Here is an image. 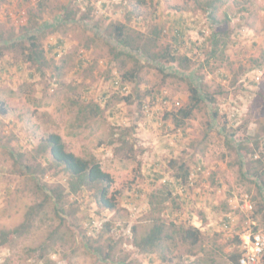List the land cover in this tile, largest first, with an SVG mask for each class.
<instances>
[{"label": "rangeland", "instance_id": "obj_1", "mask_svg": "<svg viewBox=\"0 0 264 264\" xmlns=\"http://www.w3.org/2000/svg\"><path fill=\"white\" fill-rule=\"evenodd\" d=\"M104 1L0 0V264H237L264 233V0ZM119 23L147 50L115 48ZM50 133L112 175L116 208L71 192ZM154 219L163 240L137 249Z\"/></svg>", "mask_w": 264, "mask_h": 264}, {"label": "trees", "instance_id": "obj_2", "mask_svg": "<svg viewBox=\"0 0 264 264\" xmlns=\"http://www.w3.org/2000/svg\"><path fill=\"white\" fill-rule=\"evenodd\" d=\"M102 1L103 4H106L104 0ZM69 17L70 12H68L66 18ZM124 28L125 25L123 23L116 24L115 26V38H113V44L115 48H118L119 46H124L126 49H120V51L122 53L126 52L128 54L129 52L127 51V47L133 48L134 45L135 47L133 49L136 51H140L141 49L147 50L146 47L142 46L141 43L133 44L132 40H129L127 36H124ZM110 36H113V34H111ZM178 37L179 36L175 37V39L178 40ZM30 39H34L33 35L30 37ZM62 42L63 41H61V43ZM31 46L32 50L28 54V59L30 61H37L44 56L43 50L38 49L39 44H37L36 42H32ZM169 56V61L177 60V57L175 55L170 54ZM155 57L157 56L155 55ZM133 76V74H127L126 78H130ZM191 91V103L187 107L181 108L180 110L182 113V118L177 123L179 126L185 122L186 118H189L192 115L193 111L198 107V104L201 101V96L198 88L193 86L191 87ZM1 112H5V108L1 109ZM214 116L221 124L218 110L214 111ZM39 147L41 149L42 155L46 157L47 160L51 161L58 167H62V170L69 175V187L71 192L77 193L85 188L94 189L95 198L100 207L106 209H114L117 207V193L115 192L114 194H112V196H109L110 189L112 187V184L114 183V178L109 172H106L102 168V164L96 158H85L76 154L73 151L68 150L65 141L63 140L62 136L58 133L48 134L46 137L43 138ZM181 176L184 182L187 181V172H185ZM55 194L58 200L60 198V194ZM133 231L136 235L137 228L134 227ZM16 233H18V229L14 231L1 232L0 247L7 243V241L10 239V236H13ZM163 233L164 222H161L159 219H154L153 225L148 231V233L141 238H135V247L142 251H150L151 249L156 248L159 243L163 240ZM182 235L183 239L190 240L192 244H197L201 240L202 231L199 227L190 226L184 228ZM239 257L240 253L234 254L233 259L236 263L238 262Z\"/></svg>", "mask_w": 264, "mask_h": 264}, {"label": "built area", "instance_id": "obj_3", "mask_svg": "<svg viewBox=\"0 0 264 264\" xmlns=\"http://www.w3.org/2000/svg\"><path fill=\"white\" fill-rule=\"evenodd\" d=\"M249 207H252L249 204ZM240 257L237 264H259L264 256V233L260 230L246 229L239 235Z\"/></svg>", "mask_w": 264, "mask_h": 264}, {"label": "crops", "instance_id": "obj_4", "mask_svg": "<svg viewBox=\"0 0 264 264\" xmlns=\"http://www.w3.org/2000/svg\"><path fill=\"white\" fill-rule=\"evenodd\" d=\"M201 226H202V224H201ZM199 227V226H198Z\"/></svg>", "mask_w": 264, "mask_h": 264}]
</instances>
